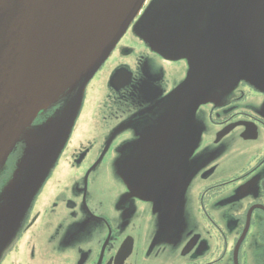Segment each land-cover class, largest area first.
<instances>
[{"label":"flooded vegetation","instance_id":"flooded-vegetation-1","mask_svg":"<svg viewBox=\"0 0 264 264\" xmlns=\"http://www.w3.org/2000/svg\"><path fill=\"white\" fill-rule=\"evenodd\" d=\"M192 67L212 78L186 116L173 94ZM0 219V264H264V0H145L29 202Z\"/></svg>","mask_w":264,"mask_h":264},{"label":"water","instance_id":"water-1","mask_svg":"<svg viewBox=\"0 0 264 264\" xmlns=\"http://www.w3.org/2000/svg\"><path fill=\"white\" fill-rule=\"evenodd\" d=\"M143 2L0 0V167L18 141L25 143L0 194V208L18 214L29 202L68 132L84 83L108 56ZM211 78L205 69L192 67L175 90V104L185 101L186 116L205 97ZM76 88L74 106L31 127L40 109ZM15 225L16 217H10L9 232Z\"/></svg>","mask_w":264,"mask_h":264},{"label":"rangeland","instance_id":"rangeland-1","mask_svg":"<svg viewBox=\"0 0 264 264\" xmlns=\"http://www.w3.org/2000/svg\"><path fill=\"white\" fill-rule=\"evenodd\" d=\"M80 122V127L78 129L75 130V132L72 135V138L69 142V145L74 147L77 142H78V138H79V134L81 133V126H82V120L78 121Z\"/></svg>","mask_w":264,"mask_h":264}]
</instances>
